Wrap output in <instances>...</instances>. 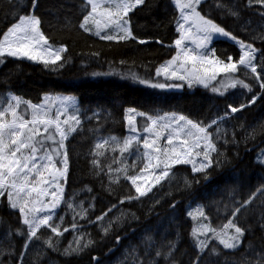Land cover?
Segmentation results:
<instances>
[{
    "label": "trees",
    "instance_id": "obj_1",
    "mask_svg": "<svg viewBox=\"0 0 264 264\" xmlns=\"http://www.w3.org/2000/svg\"><path fill=\"white\" fill-rule=\"evenodd\" d=\"M188 2L144 0L128 12L134 38L108 40L80 27L91 11L88 0H35V6L33 0H0V39L19 16L35 15L48 43L65 48L62 59L48 66L7 54L0 57V106L9 102V93L33 103L46 93L77 97L82 123L65 142V195L84 200L89 215L75 221L69 213L54 226L59 231L70 228L62 236L66 241L73 238V225H81L90 242L81 252L67 255L59 249H33L35 239L25 252L28 226L5 194L0 196V264H33V258L41 264L48 256L57 264H93L114 255L139 264H264V164L256 159L264 147V88L242 75L240 81L250 90L238 84L240 94L234 96L221 79L211 87H189L163 72L157 75L181 51L175 41L181 39V6ZM193 6L238 41L252 44L257 49L253 62L264 73V6L249 0H200ZM205 49V55L225 62L228 57L238 60L244 51L223 36L213 37ZM159 83L180 87H152ZM241 105L245 107L230 115L229 106ZM128 107L156 117L180 114L203 127L215 121L208 128L216 132L213 164L200 172L176 164L170 177L139 196L126 176L112 171L119 152L109 147L101 156L95 149L100 137H126ZM189 202L203 205L215 229L229 220L243 228L240 245L225 248L212 238L199 248L187 213ZM126 213L128 218H122ZM37 233L59 237L46 228Z\"/></svg>",
    "mask_w": 264,
    "mask_h": 264
},
{
    "label": "snow or ice",
    "instance_id": "obj_2",
    "mask_svg": "<svg viewBox=\"0 0 264 264\" xmlns=\"http://www.w3.org/2000/svg\"><path fill=\"white\" fill-rule=\"evenodd\" d=\"M88 3L92 4V12H89L88 15L84 16V22L81 23L80 27L85 31H88L87 27L88 22L92 14L96 11L97 5L93 3V0H88ZM144 3V0H134V3L123 2L117 5L118 9H122V14L120 11L112 13L108 12V24H114L117 28L123 31V35H120L118 38L120 40H125L132 37V33L127 27V21L124 19L128 15L130 9L141 5ZM179 3V0H177ZM200 0H189L188 3L182 5V9H191V11L195 14V17L198 20V29L202 34L200 42L198 43V48H207L208 43L213 39L214 35L223 36L234 41H237L240 48L244 51L239 56V59L234 61L232 57H228V62L219 60L218 58L209 59L207 55L200 54L191 55L189 53H185L186 59L193 61L194 63L199 60L201 63H206L210 65V67L204 68V75H197L195 79H189V86L192 84L200 83L205 87L209 86V82L212 80H216L217 76L221 73L224 74H234L237 73L241 66L245 68H249L253 74H256L255 78L260 80V76L257 73L256 64L253 62L255 59V53L257 49L254 48L252 44H245L243 41H238L235 36L231 33L227 32L223 27L214 23L210 19H205L200 16L198 12L195 11L193 4H199ZM249 3H252V0H249ZM255 3L264 6V0H255ZM33 6H35V0H33ZM187 16L184 17L187 20ZM18 23H14L6 33H4L3 38L0 39V57L7 54L11 57L17 58H27L32 61H41L48 65H55L57 61H60L61 53L65 51V48L62 46L56 51H52L51 46L48 44L47 38L44 36L43 32H41L39 25L40 20L35 15H27V16H19ZM99 25V22H96ZM107 27V25H106ZM184 27L183 24L180 25L182 29ZM100 35L99 32L96 33ZM104 39L113 40L117 39V36L114 35H106L102 37ZM185 37H181L175 41L176 45L179 46L182 43V40ZM140 43H144V41H140ZM211 51V50H210ZM176 57L173 58L175 60ZM172 62H168L171 64ZM162 71L167 74L168 73V65L162 66ZM161 73V69L157 70V75ZM172 77L177 79H188L185 76H178L176 72H173ZM140 83L147 84L148 81L141 80ZM237 84H240L244 88H249L248 84H245L243 81L236 80L234 81L230 87H235ZM152 87H180V85H166L163 83L153 84ZM261 88H264V83L260 84ZM212 91L218 92L219 89L212 88ZM15 100V106L11 103L8 104V107L4 110L0 111V196H4L7 194V199L9 201L10 207L12 209H18V211L23 216V223L28 226V235L27 240L30 242L33 238L37 237V231L41 226H48L51 228V231L57 235H60V231L58 227L51 226L49 221L51 219L50 216L45 215L43 217H33L29 219V213L33 211H41L40 209L29 208V200L24 198L22 194H27V197H31L33 193H36L37 196L44 195L47 193V188L42 187V185H48L49 180L45 179V171H49L50 169H54L52 173L55 176L63 177L67 172V154L64 153L63 158V169L55 168L53 163V156L50 153H55L59 156L61 153L59 151L60 148H63V141L66 139V136L76 129L69 126L67 127V131L62 127V124L65 126L69 125V121H73L75 124H79L80 121L76 118V116L67 117V108L63 115L66 116L63 120L61 119L62 113L56 112L54 114V118H50L49 114L46 111H43L42 105H30L32 108V112L30 114V119L26 118V115L18 114L17 108L19 107V100L13 98ZM253 98V102H254ZM63 104L72 103V98L65 97L61 101ZM245 105H241L239 108L229 106L230 111L235 113L240 111ZM75 111V108L72 109ZM7 114L12 116L11 121L5 122L4 118ZM151 120V125L144 128L143 131L145 133L153 132L152 125L157 123L156 120H153L151 117L148 118ZM161 119H164L161 117ZM176 124V128L182 130L180 121H186L184 127L191 126L188 132L186 133L188 136H192L193 133L191 129H196L199 133H204V141L205 147L203 151H195L194 149L200 148V139L201 137L196 136L192 140L191 144L189 140H181L180 145L181 149L178 151L175 147L169 148L165 147L161 149L160 147H155L156 140H152L149 142L147 138L143 141V147L145 149H152L157 153H162L166 160L170 161L171 164H180V163H193V159H189L195 155L196 157L203 156V161L200 164V167H193V171H204L207 169L213 161L210 158V152L216 151L214 144H212L209 140L210 134L207 133L206 128L201 127L199 124L194 123L191 120H186L185 117H169ZM132 120L129 119V124L131 125ZM215 123V122H213ZM132 131H136L135 128ZM59 136V140H56V136ZM157 138H159L160 134L156 133ZM133 139H136L135 137ZM178 139V137H176ZM174 137L169 135L167 137V144H173ZM51 141L53 144H58V148L49 149L46 144ZM111 141L115 143V138H111ZM132 140H125L123 143V148L120 151H127L132 144ZM109 143V141H104L102 143H98L95 145V149L102 150L105 147V144ZM27 153V154H25ZM43 153V155H41ZM98 155H103V151H99ZM160 157L157 156V165L159 167ZM94 165H99V160H93ZM165 169L169 167L168 163L164 165ZM111 171V168H109ZM144 170L141 169V172ZM168 175L167 170H163L160 176L155 178V182L159 183L162 177H166ZM140 176H130L127 179L131 180L133 185H136L138 179H141ZM62 191V189H60ZM148 191H151V187L147 189H142L140 186H136V192L139 196H144ZM52 195L56 197V192L53 191ZM60 198L56 197L55 202L51 205L54 209L59 203ZM35 203V201H33ZM240 209H236V213H238ZM236 213H233L235 215ZM97 219H102V217H98ZM75 227V225H73ZM224 229H234V234L227 236H219L220 243L223 244L225 248H236L241 243V237L244 235V229L235 224L232 220H229L226 225L223 226ZM68 229H64L67 231ZM197 229H193V234L195 235ZM51 245V240L48 241ZM28 244L26 242L25 247ZM201 246H203V242H201ZM78 249H72V251H77ZM69 250H66V253ZM159 255V253H157Z\"/></svg>",
    "mask_w": 264,
    "mask_h": 264
},
{
    "label": "rangeland",
    "instance_id": "obj_3",
    "mask_svg": "<svg viewBox=\"0 0 264 264\" xmlns=\"http://www.w3.org/2000/svg\"><path fill=\"white\" fill-rule=\"evenodd\" d=\"M123 2L129 3V0H93V3L96 4L97 7H96V11L92 14V16L89 19V22L87 25L89 30L94 34L99 32L100 35L98 36L100 37H104L106 35H114V36H117V39H118L120 35H123V31L121 29L117 28L114 24H108V20H109L108 12L111 11L112 13H115L117 11H120L122 14V9H118L117 5ZM252 2L255 3V0H252ZM90 12H92V4H91ZM180 12H181L180 25L181 24L184 25L182 29L180 28L181 37L182 36L185 37L182 40L181 45H179V48L181 49V51L175 56L176 57L175 60L172 59L169 61V62H172L171 64H168L167 62L163 65V66L168 65L167 74H165L162 71V67L159 69H161V72H163L162 74L172 79H177L175 77H172L171 74L173 72H176L178 76L188 77V79H184V80L178 79V80L186 82V84L189 86V79L194 80L197 75H201V76L204 75V68L210 67V65H207L206 63H201L199 60H197L194 63L193 61L186 59V56H185L186 52L191 55L199 56L200 54L205 55L206 49L197 47L198 43L200 42L202 34L199 32L198 20L195 17V14L191 11V9L184 10L181 8ZM127 16L124 17V19L127 21V27L130 30V25L128 24ZM185 16L188 17L187 20L184 19ZM97 21L99 22V25H97L96 23ZM216 36H219V35H214V37ZM49 45L51 46L52 51H56L60 48L59 46H53L51 44ZM189 47L194 49L196 53L192 52V49H190ZM208 58L214 59L211 56H208ZM261 67L262 66L257 67V73L259 74L261 78L260 80H257L255 78L256 74H253L249 68H245L241 66L237 73H234V74L221 73L219 76H217L216 80H212L209 82L208 87H211L214 82H217L218 80L221 79L223 82L222 86L226 88V91L227 89H229L230 91H232L233 95L236 96L237 94H240V92L238 91V88H239L237 86L238 84L235 87H230L229 85H231L236 80H241L243 77H240V76L242 75L247 76V77H252L258 82V84L264 83V80L262 77L264 73L260 71ZM194 85L204 86L203 84L194 82L192 86H189V87H193ZM65 97L72 98V103H68V104L61 103V101ZM13 98L18 99L20 102L19 107L17 108L18 114L26 115V118H29V119L31 118L30 114L32 112V108L30 107V105H42L44 106L43 111H46L49 114L50 118H54V114L56 112L62 113V116H61L62 120L66 118V116L67 117L76 116V118L80 121V123L77 125L73 121L70 120L68 126H65L62 124V127L65 128V131H67V127L69 126L75 129H78L82 123V118L80 116L79 103L75 95L66 94V93H46L43 96L42 101L38 103H33L27 100H24L22 97L15 95L14 93H9V102L6 105L0 106V111L7 108L9 103L15 106V100ZM252 102L253 100L251 101V103ZM73 107L75 108V111L72 110ZM232 107H235V106H232ZM65 108H67L66 116L63 115ZM229 111H230V108H229ZM235 113L230 111V115L235 114ZM173 116L178 118L182 115L175 114V113H169V114H164L159 117L149 116L132 107H128L126 108V112H125V118L127 122L126 137L125 138H118L115 136L100 137L98 138L96 144L102 143L104 141H109V143L105 144L104 149L102 150L96 149V151L97 152L107 151L109 147H111L113 151L117 150L119 153L117 155L116 167L112 169L113 173L118 176L124 175L126 177L140 176L142 178L137 180L136 185L132 184L135 187V189H136V186H140L142 189H147L151 187V190H152L155 186H158L163 180L171 176L172 169L176 164H171L170 161L166 160L165 156L162 153H157L152 149H145L143 147V141L145 138H147L149 142L155 139L156 140L155 147H160L161 149L165 147H169V148L175 147L179 151L181 149V145H180L181 140H189L191 144L194 137L199 136L201 137L199 141L200 148L194 149V152L195 151L202 152L205 147V141L203 139L205 135L204 133H199L197 132L196 129H191L193 135L188 136L186 133L188 132L191 126L184 127L186 121H180L179 123L181 125L182 130L177 129L176 124L172 120L169 119V117H173ZM149 117H151L153 120H156L157 123L155 125H152L153 132L145 133L143 129L151 125V120L148 119ZM161 117H163L164 119H161ZM130 118L132 120L131 125L129 124ZM11 119H12V116L10 114H7L4 118L6 123L11 121ZM186 120H190V119L186 118ZM213 124L214 123L212 122L211 124H209L208 126L204 128H206L207 133L210 134L209 140L212 144H214L216 148V141L214 139V134H216V132L214 133L212 131H209L208 129ZM133 128L136 129L135 132L132 131ZM73 132L68 134L66 136V139H64L63 148L59 149L61 153L59 156H57L55 153H50L53 156V163H54L55 168L63 169L64 165L62 161L64 158V153L66 152L65 142ZM156 133L160 134L159 138H157ZM169 135L174 137L172 145L167 144V137ZM113 137L115 138V141H116L115 143L111 141V138ZM134 137L136 139H133ZM176 137H178V139H176ZM130 139L133 142L131 146L129 147V149L127 151H120V149L123 148L124 141L130 140ZM56 140L57 141L59 140L58 135L56 136ZM46 146L49 149L59 147L58 144H53L51 141L47 142ZM209 152H210V158L213 161L212 156L215 151H211L209 149ZM41 155H43V153H41ZM157 156L160 157L159 167H156L158 163ZM189 159H193L195 167L199 168L201 162L203 161V156L201 155L199 157H196L195 155H193L192 157H189ZM256 159L257 161H260L264 164V147H262L261 149L257 151ZM165 163L169 164V167L167 169H165L164 167ZM185 164L190 165L193 171V167H194L193 163H185ZM68 167H69V164L67 160V172H68ZM141 169H143L144 171L141 172ZM163 170H167L168 175L166 177H162L160 179V182L156 183L155 178L157 176H160ZM53 172H54V169L45 171V179L49 180V184L42 185V187L47 188L46 194L37 196L36 193H33L31 197H27L26 193L22 194L24 198H27L29 200V208L41 210L38 212L37 211L30 212L28 214L29 219H32L34 216L43 217L45 215H48L51 217L49 221L51 226H54L55 223L60 224L63 218L65 217V215L69 213L72 215L75 221H82L86 219L89 215L88 214L89 205H87L84 200H76L74 197L68 198L65 195V181L67 177V172L63 177H59V176L54 177V175L52 174ZM193 172H200V171H193ZM129 181L131 182V180ZM60 189H62V191ZM53 191L56 192V197L60 198L59 203L54 209L51 207V205L56 200V197L52 195ZM33 201H35V203H33ZM187 213L194 221V229L198 230L195 234V238H196L198 247L201 249L204 248L207 245V242L212 238L220 241L218 234L219 236H224L225 238L227 236L234 234V229H231V228H228V229L213 228L207 220V214L205 213L204 207L201 203L189 202L187 204ZM122 218L127 219L128 218L127 213L122 214ZM43 228H46L47 230L51 231V228L48 226H41L38 229V231ZM67 229H68L67 231H60L61 234L58 235L59 237L49 236V237L44 238V237H39L37 233L36 238H33L30 242L27 241L28 246L25 247L26 249L24 248L25 252L27 251V249H30L31 244L32 242H34L35 239H36L35 242H37V246L34 247L33 249L39 250L40 248H44V249H49L52 251H57L59 249V250H64L63 253L67 255L79 253L89 246L90 242L89 240H87V237H85L81 225H75V227L72 228L73 238L71 240L68 239L66 241H63L62 236L66 232H68L70 228H67ZM49 240H51V245L48 243ZM201 242H203V246H201ZM72 249H78V250L72 251ZM66 250H69V251L66 253ZM127 257L128 256L123 257L122 255H114L113 257H110L109 259H106V260L96 259L97 262L95 261L93 262V264H139V262H133L131 259H127ZM41 260H42L41 264H53V263L57 264L58 263L57 261L52 260L50 256H48L47 259L41 258ZM43 260H46L45 261L46 263L45 262L43 263ZM39 261L40 260H37L36 258L32 259L33 264H39L38 263Z\"/></svg>",
    "mask_w": 264,
    "mask_h": 264
},
{
    "label": "water",
    "instance_id": "obj_4",
    "mask_svg": "<svg viewBox=\"0 0 264 264\" xmlns=\"http://www.w3.org/2000/svg\"><path fill=\"white\" fill-rule=\"evenodd\" d=\"M115 250V247L111 248L108 252H107V255L112 253L113 251Z\"/></svg>",
    "mask_w": 264,
    "mask_h": 264
},
{
    "label": "bare ground",
    "instance_id": "obj_5",
    "mask_svg": "<svg viewBox=\"0 0 264 264\" xmlns=\"http://www.w3.org/2000/svg\"><path fill=\"white\" fill-rule=\"evenodd\" d=\"M188 201V200H187ZM26 249V248H25ZM114 260V259H113ZM46 263V262H45ZM50 263V262H49ZM54 264V263H53Z\"/></svg>",
    "mask_w": 264,
    "mask_h": 264
},
{
    "label": "flooded vegetation",
    "instance_id": "obj_6",
    "mask_svg": "<svg viewBox=\"0 0 264 264\" xmlns=\"http://www.w3.org/2000/svg\"><path fill=\"white\" fill-rule=\"evenodd\" d=\"M107 256V255H106Z\"/></svg>",
    "mask_w": 264,
    "mask_h": 264
}]
</instances>
